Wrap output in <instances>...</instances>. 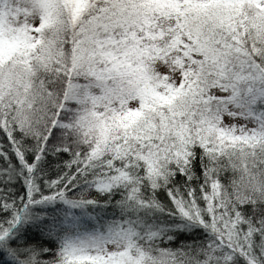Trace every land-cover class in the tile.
Masks as SVG:
<instances>
[{
	"label": "trees",
	"instance_id": "trees-1",
	"mask_svg": "<svg viewBox=\"0 0 264 264\" xmlns=\"http://www.w3.org/2000/svg\"><path fill=\"white\" fill-rule=\"evenodd\" d=\"M66 1L31 70L0 60V263L87 264L82 238L121 226L143 264H264V148L207 128L217 108L264 102V5ZM156 11L178 19L186 59L205 68V111L146 136L122 111L136 92L127 75L93 71L108 63L105 35L147 33ZM30 101L29 125L17 113ZM155 158L165 173L156 187L145 181Z\"/></svg>",
	"mask_w": 264,
	"mask_h": 264
},
{
	"label": "rangeland",
	"instance_id": "rangeland-1",
	"mask_svg": "<svg viewBox=\"0 0 264 264\" xmlns=\"http://www.w3.org/2000/svg\"><path fill=\"white\" fill-rule=\"evenodd\" d=\"M255 1L264 5V0ZM66 2L0 0V60L12 59L15 64L21 67L25 65L31 70L42 52L44 42L46 43L42 35L43 30L51 26L56 28V31L60 28L61 18L66 15ZM70 2L69 0L71 5ZM77 16L78 14L75 18ZM206 20L202 19L203 22ZM148 22L150 28L147 33L139 30L135 31V34L131 31L116 32L112 36L107 34L103 38L101 49L96 41L97 49L101 52L99 54L104 55L105 52L109 58L108 63H103L102 69L97 67L93 71L100 74L106 68L127 75V82L133 85L131 88H135L136 92L128 96L127 104L121 106L122 111L137 120V124L141 126L139 131H146V136H150L154 130L156 132L158 125L163 126V123L167 128L166 120L170 117H190L196 111H205L202 95L206 76L205 68L198 62L186 59L179 45L178 19L156 11L149 16ZM144 36L145 44L142 39ZM149 51L153 56L148 55ZM77 89L79 86L74 87L75 91ZM219 89H214L208 96H222L225 92ZM31 107L30 101L26 109L24 106L19 107L17 113L18 117L29 125L38 119L36 111ZM157 108L162 110L164 120H149V114ZM211 115L214 118L207 124L209 131L215 130L229 140L235 139L252 144L255 148H264V102L244 100L239 105L232 103L228 109L217 108L211 111ZM147 168V183L156 187L165 181L160 159L148 160ZM128 233L129 231L118 226L108 229L105 233L87 234L78 245L82 246L78 251L79 261L87 264H143L134 257L124 240Z\"/></svg>",
	"mask_w": 264,
	"mask_h": 264
}]
</instances>
